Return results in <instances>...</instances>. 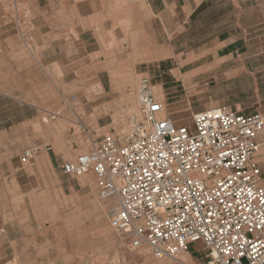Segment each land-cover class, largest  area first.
Returning <instances> with one entry per match:
<instances>
[{
  "label": "rangeland",
  "instance_id": "obj_1",
  "mask_svg": "<svg viewBox=\"0 0 264 264\" xmlns=\"http://www.w3.org/2000/svg\"><path fill=\"white\" fill-rule=\"evenodd\" d=\"M112 1L119 21L89 46L102 54L56 56L60 62L47 65L25 1L0 0V24L8 28V39L0 36V264H180L148 246L132 248L107 226L115 200L100 196L92 172L84 184L82 175L62 172L102 136L122 141L128 133L119 127L132 131L143 119L140 76L157 96L160 87L158 99L177 125L192 127L193 114L221 105L264 115V0L209 1L191 17L180 7L187 1H176L177 9L169 1L165 25L152 11V32L144 35L142 0ZM75 23L72 11L56 17L57 28L71 25L61 36L78 48ZM117 25L126 39L111 41ZM259 140L264 183V129ZM190 251L194 264H204L202 243Z\"/></svg>",
  "mask_w": 264,
  "mask_h": 264
},
{
  "label": "built area",
  "instance_id": "obj_2",
  "mask_svg": "<svg viewBox=\"0 0 264 264\" xmlns=\"http://www.w3.org/2000/svg\"><path fill=\"white\" fill-rule=\"evenodd\" d=\"M137 95L143 119L132 131L122 141L102 136L62 172L93 173L100 196L115 200L111 228L132 248L176 259L202 243L204 264H264V183L256 160L264 115L221 105L193 114L188 127L166 114L148 76H140ZM31 156L28 150L23 159Z\"/></svg>",
  "mask_w": 264,
  "mask_h": 264
},
{
  "label": "crops",
  "instance_id": "obj_3",
  "mask_svg": "<svg viewBox=\"0 0 264 264\" xmlns=\"http://www.w3.org/2000/svg\"><path fill=\"white\" fill-rule=\"evenodd\" d=\"M28 10L31 12L33 17V28L34 37L36 38V44L38 49L42 53V64L53 65L59 63L56 61V56H64L65 59L68 56L81 57L96 56L97 54H102V50L92 49L89 50V46L94 44V41L99 42L100 36H105L107 31H111L112 27L116 24V21H119V12L112 9L108 4L113 3L112 0H80L79 2H71L69 0H23ZM120 1V0H115ZM169 1H174L172 4L173 9L178 8V4L175 3L179 0H142V4L138 7L143 11L144 20L143 25L145 26L143 30L144 34H151L153 21L151 12L158 15L160 18V24L164 23L165 19L162 20V17L165 18L168 14V4ZM187 1L180 7L182 9H190L188 17L196 14L200 9L208 10L211 5H208L209 1L212 3L215 0H182ZM196 1V2H195ZM144 2V3H143ZM140 4V1L139 3ZM70 11L74 12V17L78 19V25L75 23V27L78 31L75 43L79 44V47H72L71 43L64 41L65 39L61 36L67 30L71 28V25L65 24L63 27L57 28L56 17L61 15L62 12ZM70 15V14H69ZM199 15V14H198ZM115 38L111 41H121L126 39L123 32L117 25L114 28ZM122 34L118 36L117 34ZM100 34V36H99ZM0 36L2 41L8 39V28L4 24H0ZM143 40H146L145 37H142ZM105 40L108 41L107 37ZM61 42V43H58ZM83 48V49H81ZM148 48V47H147ZM143 50L146 57H151L150 49L148 52ZM78 53H76L75 51ZM46 58L48 60H46ZM49 58H54L49 60ZM148 62V61H147ZM146 63V60L143 61ZM189 253L191 251L189 250ZM193 256V254L191 253ZM194 257V256H193Z\"/></svg>",
  "mask_w": 264,
  "mask_h": 264
},
{
  "label": "bare ground",
  "instance_id": "obj_4",
  "mask_svg": "<svg viewBox=\"0 0 264 264\" xmlns=\"http://www.w3.org/2000/svg\"><path fill=\"white\" fill-rule=\"evenodd\" d=\"M144 3V2H143ZM159 95L158 96H162V91L160 90V87H158V92H157ZM164 104V103H163ZM167 109V108H166ZM58 113V112H57ZM167 113V112H166ZM138 116V115H137ZM130 127V126H129ZM132 128V127H131ZM129 128H127V126H125V125H122V126H120L119 127V131L122 133V134H124V135H127V133L129 134L130 132H131V129L129 130ZM126 133V134H125ZM87 174H89V173H85V174H83L82 176H80V182L81 183H88V182H90V179H89V175H87ZM96 198V197H95ZM75 209V208H74ZM104 211V210H103ZM105 212V211H104ZM72 214V213H71ZM105 214V213H104ZM105 218V217H104ZM69 222V221H68ZM106 227V224L105 225H103L102 227ZM107 226H110V225H107ZM101 227V228H102ZM111 227V226H110ZM110 227H106V228H103L104 230H102V231H104L103 233H105V236L106 235H108V238H109V236H110V230H109V228ZM110 229H112V228H110ZM112 231V230H111ZM78 237V236H77ZM80 237V236H79ZM140 254V253H139ZM140 255H142V252H141V254ZM192 259H194L193 257H192V255H191V253H189V252H186V254L185 255H183V254H180L176 259H175V261L177 262V263H180V264H190V263H188L187 262V260H191L192 261ZM193 262V264H194V261H192ZM191 262V263H192Z\"/></svg>",
  "mask_w": 264,
  "mask_h": 264
}]
</instances>
